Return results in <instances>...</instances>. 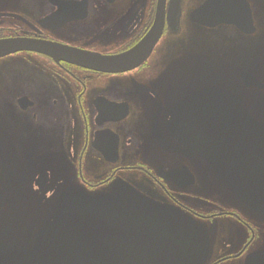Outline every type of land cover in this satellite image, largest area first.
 Here are the masks:
<instances>
[{
    "label": "flooded vegetation",
    "instance_id": "af4514ba",
    "mask_svg": "<svg viewBox=\"0 0 264 264\" xmlns=\"http://www.w3.org/2000/svg\"><path fill=\"white\" fill-rule=\"evenodd\" d=\"M183 1H166L159 42L127 71L31 51L0 59V214L31 219L0 216V264L40 252L57 217L88 201L167 219L174 228H155L187 264H264V0H220L209 25L190 17L208 0L187 13ZM158 7L0 0V40L114 56L148 37ZM203 91L216 92L198 106L211 117L185 130L184 109L174 123Z\"/></svg>",
    "mask_w": 264,
    "mask_h": 264
},
{
    "label": "water",
    "instance_id": "95a60500",
    "mask_svg": "<svg viewBox=\"0 0 264 264\" xmlns=\"http://www.w3.org/2000/svg\"><path fill=\"white\" fill-rule=\"evenodd\" d=\"M166 1L159 0L157 19L149 33V38L128 53L105 57L62 45L30 40H3L0 41V58L27 50L97 70L129 69L136 65L138 59L144 57L148 50L150 55L159 42L164 29ZM219 2L220 0H208L191 13V20L209 25L206 20H212L211 15ZM215 93L203 91L177 105L173 114L174 123L183 116L184 109H188L184 116L185 130H190L191 126L196 125V118L211 117L207 112L203 116V108L198 106L212 99ZM245 116L249 117V115ZM238 118H241L240 121L246 120L245 117H234L235 120ZM175 133L179 135L180 132L175 131ZM220 178L225 182L229 181L227 178ZM108 206L114 205L108 202L88 201L75 206L77 208L74 210L62 213L55 220L58 225L50 239L43 244L45 246L41 251L18 264H187L185 259L168 245L166 239L160 237L162 233L155 228L157 222L164 225L166 231L174 228L167 219L149 217L142 213L136 214L129 208ZM5 215L7 218L11 216L7 213ZM56 215L58 214L53 216ZM49 216L51 214H48L46 219ZM200 263V257H194L188 264Z\"/></svg>",
    "mask_w": 264,
    "mask_h": 264
},
{
    "label": "rangeland",
    "instance_id": "374dc122",
    "mask_svg": "<svg viewBox=\"0 0 264 264\" xmlns=\"http://www.w3.org/2000/svg\"><path fill=\"white\" fill-rule=\"evenodd\" d=\"M195 0H184L183 1V12L187 13V10H189V6H193L195 5ZM175 40H177V38H174ZM175 43H177V41H175ZM217 49H220V44L219 42L217 43ZM7 214H11V216H9L8 218L6 217L5 213L0 214V216L5 217V220H9L11 221L14 225L23 228L24 226H26L29 221L31 219H29V215L24 214L23 212H19V213H7ZM45 218L48 216V214H44Z\"/></svg>",
    "mask_w": 264,
    "mask_h": 264
}]
</instances>
